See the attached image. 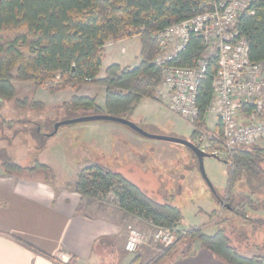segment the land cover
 Listing matches in <instances>:
<instances>
[{"label": "trees", "instance_id": "16d2710c", "mask_svg": "<svg viewBox=\"0 0 264 264\" xmlns=\"http://www.w3.org/2000/svg\"><path fill=\"white\" fill-rule=\"evenodd\" d=\"M206 1L0 0V99H13L17 95L16 80L32 82L37 87L45 85L53 93L71 87L75 94L62 103L63 112L109 113L130 119L127 114H132L144 98L154 99L162 83V70L156 64L160 46L153 32L205 10ZM234 29L249 41L250 61H264V0L250 1ZM134 36L140 38L142 45L140 63L134 67L113 63L106 68V75L99 78L106 43ZM206 49L201 37L192 34L172 63L194 65ZM217 67V59L211 58L197 99L200 114L196 122L204 130L207 109L214 96L213 75ZM85 84L106 88L105 108L98 105L95 97L79 94ZM219 128L221 130V125ZM196 132L193 131V136ZM261 160H264L263 149L254 147L247 151L240 147L223 161L229 164L232 176L239 179L244 172L254 176L262 172ZM1 165L6 173L16 176L39 171L46 178L52 175L50 167L40 162L24 166L8 157ZM232 184L231 178L229 185ZM76 190L91 198H104L113 192L126 212L156 225L181 230L182 213L176 205L156 200L120 171L89 164L79 172ZM246 199L251 213L264 211V198ZM231 206L230 211L236 212L244 222L255 220L247 209L238 211L233 204ZM257 218L264 224V218ZM183 230L184 235L148 264L168 256L180 241H184L185 253H189L195 240L227 264H264V255L243 253L223 225L213 234H207L200 226Z\"/></svg>", "mask_w": 264, "mask_h": 264}, {"label": "rangeland", "instance_id": "374dc122", "mask_svg": "<svg viewBox=\"0 0 264 264\" xmlns=\"http://www.w3.org/2000/svg\"><path fill=\"white\" fill-rule=\"evenodd\" d=\"M203 5L207 6L209 3L204 2ZM133 40L135 39L133 38ZM110 41L113 44L116 42L113 39ZM124 42L130 45L129 41ZM129 45L125 46L130 47ZM108 47L110 45L104 48L107 49ZM114 48H120V46L118 45ZM132 60L134 59H129V62H132ZM15 85L18 90L17 95L13 99H3L4 101L0 107H3L6 111L11 110L13 113L11 116L15 117V119L24 117L25 111H28L26 113L31 118L38 111L44 110L46 112L48 108L52 109L56 116L54 119L51 118L46 122H41V131H51L52 124L57 120L84 114L82 111L63 112V109H61L62 103H60L63 99L53 103L54 95L52 96V94L54 93L50 92L45 85L37 87L32 82L18 80L15 81ZM89 88L93 89L92 86H86L84 91L91 92L88 90ZM63 95H66L65 97L67 98L68 91ZM165 99L167 98L157 91L154 99H149L145 103L143 99V102L139 103V110L135 111L134 114H127V116L153 134L176 136L191 140L200 147L203 145L208 146L207 150H211L214 147H220L222 150L225 148L222 129L220 130L219 124H217L219 119L214 113L207 112V127L204 130L197 125V122L191 123L187 121L184 117L171 110L169 105L163 104ZM41 100L57 105H46L50 106L46 107L41 104ZM240 110L242 111L243 109L241 108ZM19 113H23V115L20 116ZM24 125L27 126L28 124L17 123L13 126V130L17 131ZM76 125L62 126L57 134L49 138H45L38 132V126H31L30 134L21 133L23 136L16 138L13 143L15 147L8 145L5 139L9 133V130L5 127L7 125H0V139L3 138L0 158L3 161L5 158L15 156L17 162L24 164V166H31L37 162L46 163L52 170L53 176L71 181L78 179L79 172L86 166L85 161L88 159L93 161L96 156L100 155L99 146L103 145V141L99 132L89 130L86 132L87 134L79 132L73 128ZM194 130L197 132L193 136ZM22 131L24 130L22 129ZM10 132L13 134V131ZM11 133L10 136H12ZM104 137L109 139L107 144L109 149L103 157V160L106 161L104 163L105 168L116 170V172L121 170L129 179L136 183L144 184L146 186L144 190L156 200L168 201L176 205L182 213L181 221L187 228L189 226H200L207 234H213L219 225H223L227 227L233 243L239 246L243 253L247 255H264V224L257 220V217L264 218V211L259 210L251 213L252 211L249 210L246 199L247 197H252L255 200L264 198V160L259 163L263 171L259 172L257 176L244 172L238 179L236 176L235 178L232 176L229 164L223 161L229 159V156L219 155L221 160L206 157L204 164L207 175L215 188L212 189L202 175L198 157L186 145L150 138L151 140L149 141L157 143L156 148L150 152H142L141 148L136 149L132 144L124 146L122 141L114 135H104ZM22 139L26 140L25 146L20 145ZM119 142L121 144H118ZM42 143L45 144L43 149L41 148ZM254 147L264 150V138H261L255 144L244 146L247 151H252ZM144 159H148L147 163H145ZM96 163L94 162L93 164ZM52 175L48 177L50 180L53 178ZM231 178L234 184L229 185ZM231 204L238 211L247 209L246 211L255 220L244 222L242 218L236 215V212L230 211L232 208ZM133 226L138 227L139 225L134 223ZM142 230L145 229L143 228ZM183 242H178L175 249L168 256L162 257L154 263L167 264L169 258L175 256V253H181L182 246L185 249ZM145 246L146 252L139 250L144 255V261L149 260V263L159 254L165 253L170 245H157L156 248H152L149 245Z\"/></svg>", "mask_w": 264, "mask_h": 264}, {"label": "crops", "instance_id": "0c3cea01", "mask_svg": "<svg viewBox=\"0 0 264 264\" xmlns=\"http://www.w3.org/2000/svg\"><path fill=\"white\" fill-rule=\"evenodd\" d=\"M124 41H129L130 45L125 44ZM111 42L108 41L105 45V48L108 45L110 47L104 48L103 62L98 73L99 78L106 75V68L113 63H119L123 67H134L141 61L142 45L138 36L121 38L116 40L114 44ZM118 45L120 48H114ZM131 58L134 60L129 62ZM86 86H92L93 89H88L91 92L84 91ZM67 91L68 96L66 98V95L63 94ZM74 94L75 91L71 87L54 92L52 94V96L54 95L53 103L61 99L63 100L60 103H64L70 100ZM79 94L95 97L98 105L105 108L106 88L101 85L85 84L81 87ZM164 97L168 101L165 99V103H162L169 105L170 108V95ZM149 99L144 98V103ZM3 101L0 99V106ZM41 102L44 106L57 105L49 104L44 100ZM139 108L138 104L134 112ZM48 109L46 112L44 110L38 111L31 118L26 113L28 111H25L24 117L15 119L11 116L13 115L11 110L6 111L0 107V125H7L5 127L9 130L8 137L5 138L8 145L15 147L13 143L16 138L23 136L21 133L30 134L31 126L36 125L39 128L41 122L54 119L56 113L52 112V109ZM19 115L22 116L23 113H19ZM11 121L14 122L10 126L8 124ZM21 122L28 125H24L17 131L13 130V126ZM217 124L221 125L220 121ZM76 126L73 128L79 132L86 133L88 130L99 132L103 141V145L99 146L100 155L96 156L93 161L86 160V166L97 162L96 164L104 167L106 161L103 160V157L109 149L107 146L109 139L104 135H114L122 141L124 146L132 144L136 149L141 148L142 152H150L157 146L155 141H149L150 138L142 137L128 127L114 122L93 121L78 123ZM10 131H13V134ZM43 131L47 132L46 130ZM2 139H0V148ZM20 142V145L25 146L26 140L22 139ZM44 147L45 144L42 143L41 148ZM12 159L17 162L15 156ZM147 160L144 159L145 163ZM1 163L2 159L0 158V264L148 263L149 260L144 261V255L140 251L146 252V246L140 248L139 251L128 252L125 249V240L127 239V231L134 223L135 225L138 224L141 229H148L150 227L149 220H143L123 210L118 204V197L115 193L110 192L104 198H91L76 190L77 179L71 181L54 176L55 178L50 180L42 171L16 176V174L6 173ZM119 171L121 172V170ZM137 184L143 189L146 188L140 182ZM179 228L182 230L187 227L181 221ZM27 244L39 251H34ZM193 244L189 253H185L182 246L181 253H175V256L169 258L167 264H227L218 259L199 240H195ZM156 246L150 247L156 248ZM61 254H65L66 258L61 259Z\"/></svg>", "mask_w": 264, "mask_h": 264}, {"label": "built area", "instance_id": "2783aa9c", "mask_svg": "<svg viewBox=\"0 0 264 264\" xmlns=\"http://www.w3.org/2000/svg\"><path fill=\"white\" fill-rule=\"evenodd\" d=\"M250 1L208 0L205 10L153 32L160 46L156 64L163 78L158 92L170 95L171 110L191 123H196L200 114L197 99L210 59H217L214 96L207 111L220 121L225 148H201L218 156H229L235 149L264 138V61H250L249 41L234 29ZM192 34L201 37L207 47L205 53L194 65L172 63ZM148 222L150 227L145 230L130 227L126 251L136 252L145 245H171L185 233L183 229ZM60 258L65 259L66 255L61 254Z\"/></svg>", "mask_w": 264, "mask_h": 264}, {"label": "water", "instance_id": "95a60500", "mask_svg": "<svg viewBox=\"0 0 264 264\" xmlns=\"http://www.w3.org/2000/svg\"><path fill=\"white\" fill-rule=\"evenodd\" d=\"M75 69V67H73ZM93 121H106V122H114L117 124L124 125L131 129L132 131L138 133L139 135H142L147 138L151 139H157V140H164L172 143L182 144L186 145L189 148L193 150V152L196 154V156L199 159L200 169L202 172V175L205 177L206 181L209 183V185L214 188V185L207 175L206 169H205V158L206 157H213L218 160H221L220 156H218L215 153L207 152L203 150L199 145L195 144L191 140H187L184 138H179L176 136H168V135H162V134H153L148 131H146L143 127H141L139 124L135 123L131 119H128L123 116H117V115H111L109 113H99V114H84L79 115L72 118H66L55 121L52 125L51 131H41L40 127L38 128V132L42 133L45 138H49L57 134L62 126L70 125V124H78V123H85V122H93ZM226 162V161H224Z\"/></svg>", "mask_w": 264, "mask_h": 264}]
</instances>
